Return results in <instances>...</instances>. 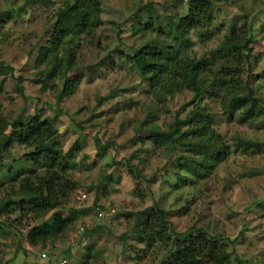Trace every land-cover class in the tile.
Instances as JSON below:
<instances>
[{
    "label": "rangeland",
    "instance_id": "obj_1",
    "mask_svg": "<svg viewBox=\"0 0 264 264\" xmlns=\"http://www.w3.org/2000/svg\"><path fill=\"white\" fill-rule=\"evenodd\" d=\"M30 1L0 0V11L7 12L0 18V63L11 67L9 71L0 70V120L6 122L0 131V147L5 145L2 134L9 133L8 125L15 118L37 115L50 119L59 149L70 151L67 161L71 165L63 174L69 189L56 210L64 219L72 218L69 228L44 246H31L25 238L27 230L49 213L37 217L26 212L19 219L16 211L0 212V264H37L40 251L50 257H70L69 264H159L169 255V240L153 236L146 246L133 231L135 213L152 203L167 213L163 237L172 239L169 230H173L181 239L190 226L203 225L232 243L226 242L225 248L229 264L233 263L231 254L264 264V108L258 117L244 118L234 113L228 118L219 112L217 103L203 99L213 114L212 126L230 149L228 157L202 180L181 170L174 174L179 150L154 147L147 133H137L151 122L160 126L170 123L169 112L165 111L179 108L191 94H174L156 106L151 115L154 117L149 116L152 96L122 55L132 54L145 39L155 37L152 31L143 35L136 31L146 21L166 30L167 13H174L182 2L98 0L101 24L94 28L92 37L90 33L84 38V33H74L80 18L77 0ZM65 2L71 4L63 17L69 30L65 37L76 38L78 51L72 70L56 73L50 85V80L43 78L45 74L39 78L34 54L37 45L49 38L54 11ZM148 2L154 4V11L145 5ZM173 2L178 6H172ZM185 11L186 6L182 14ZM212 15L208 28L199 33L191 31L187 47L179 45L173 58L183 59L186 54L189 62L213 60L222 53L217 50L220 42L234 28L243 37L252 35L251 49L263 51L262 56L252 58L254 69L260 68L264 64V0L216 3ZM31 49L34 54H30ZM258 83L255 85L264 101V78ZM189 110L190 105L185 106L178 116L183 118ZM244 142L254 144L245 152L232 145ZM6 149H0V201L6 195L14 201L20 197L19 192L15 186L10 191L11 182L5 175L10 168L15 171L12 174H29L31 167L21 157L30 149L16 143ZM39 172L33 171L34 175ZM78 191L86 194V200H76ZM98 204H108L111 212L96 221L92 207ZM83 223L87 245L78 247L80 237L74 231Z\"/></svg>",
    "mask_w": 264,
    "mask_h": 264
},
{
    "label": "trees",
    "instance_id": "obj_2",
    "mask_svg": "<svg viewBox=\"0 0 264 264\" xmlns=\"http://www.w3.org/2000/svg\"><path fill=\"white\" fill-rule=\"evenodd\" d=\"M77 1L78 4L75 5L79 8L80 18L74 33L82 32L85 34L84 38L91 33L92 37L94 28L101 24L98 18L100 4L98 0ZM230 1L179 0V3L185 4H181L174 13H167V31L159 25L152 27L146 21L143 28L136 31H140L142 35L152 31L155 37L145 39L132 54L123 53L122 55L125 61L136 69L140 81L145 84L146 91L152 96L153 107L147 105L149 116L154 115L158 104L174 94L183 91L191 94L189 100L181 104L179 108L165 111V113L169 112L170 123L163 122L160 126L151 122L145 130L140 128L137 132L147 133L146 137L154 147L163 146L170 151L179 150L180 153L174 158L172 168L174 174H178V170H181L202 180L201 178L208 176L215 166L228 157L230 145L223 142L219 132L212 126L213 114L206 108V103H202L204 98L217 103L219 112L228 118L229 114L234 113L244 118L258 117L264 108V101L257 91L259 86L255 85L264 78V64L257 69L252 66V58L256 55L262 56L263 51L255 52L251 49L250 44L254 41L252 35L243 37L240 31L237 32L231 28L217 49L222 52L221 55L213 60L207 58L202 62H189L186 61V54L183 59L173 58V55L178 53L179 45L187 47L191 31L199 33L202 29L208 28L214 19L213 6L216 3ZM70 5L65 2L62 7L54 11L49 38L41 45L36 44L35 54L33 49L30 51V54H34L35 66L40 68L39 78L45 74L43 78H48L50 85L54 84L56 73L59 75L72 70L73 58L78 51L76 38H73V35L72 40L65 37L69 30L63 17L66 16ZM145 5L154 11L153 3L148 2ZM172 6H178L177 2H173ZM184 6L186 11L182 14ZM6 13L0 11V18ZM94 19L96 22L91 23ZM163 34L165 36L161 39L160 36ZM62 50L63 53H61ZM41 65L42 67H39ZM0 70L9 71L11 67L0 63ZM188 105L190 110L187 115L180 118L178 114ZM3 122L0 120V131L6 124ZM181 125L185 128L181 129ZM8 126L9 133L2 134L5 145L1 144V152H6V148L12 143L30 149L28 153L22 155L21 160L28 163L31 168L27 171L28 175L20 171L12 174L15 173L12 168L5 175L11 182L10 191H13L15 186L20 197L13 201L6 195L0 201V212L16 211L19 219L25 216L26 212L35 214L37 217L49 213L48 217L34 224L25 234L31 246H44L49 240L68 229L67 224L72 218L70 215L69 218L64 219L56 210L62 204L60 198L65 194L66 189H69L68 181H63V174L71 166L67 161L70 151L62 152L59 149L58 135L50 119H40L37 115L28 118L18 117ZM96 141L98 142L97 138ZM253 144L232 143L242 152L247 151ZM72 145L71 151L74 149ZM131 168L129 170H132ZM36 170L40 172L34 175L33 171ZM101 205L103 204L92 207V215L96 221L99 220L95 218L93 209ZM166 214L163 209L152 203L134 215L133 231L146 246L153 241V236L159 237L160 240H169L171 245L169 255L159 264H229V253L225 249L226 242L229 241L216 234V231L209 232L203 225L190 226L181 234L183 236L181 239L173 230H169L173 235L172 239L169 235L166 238L163 237L161 230L167 226L168 222ZM231 255L233 256L232 264H255L238 258L236 254Z\"/></svg>",
    "mask_w": 264,
    "mask_h": 264
},
{
    "label": "built area",
    "instance_id": "obj_3",
    "mask_svg": "<svg viewBox=\"0 0 264 264\" xmlns=\"http://www.w3.org/2000/svg\"><path fill=\"white\" fill-rule=\"evenodd\" d=\"M76 200H86V194L83 191H78L76 194ZM111 212L108 204H103L99 207L95 206L93 209L94 216L97 220H103ZM86 223L79 224L75 227V234L80 237L77 245L78 247H84L87 244V240L83 238V232L85 231ZM37 264H69V258L66 256L61 257H50L45 251H40L37 254Z\"/></svg>",
    "mask_w": 264,
    "mask_h": 264
},
{
    "label": "crops",
    "instance_id": "obj_4",
    "mask_svg": "<svg viewBox=\"0 0 264 264\" xmlns=\"http://www.w3.org/2000/svg\"><path fill=\"white\" fill-rule=\"evenodd\" d=\"M254 173H256V172H254ZM253 173H251V175H252ZM248 176H250V174H248ZM87 245V244H86ZM38 254V253H37ZM61 256H64V255H61ZM61 256H58V257H61ZM67 257V256H66ZM55 258H57L56 256H55ZM69 258V260H70V257H68ZM70 264H72V262H70Z\"/></svg>",
    "mask_w": 264,
    "mask_h": 264
}]
</instances>
